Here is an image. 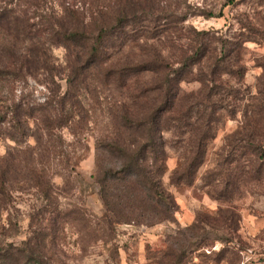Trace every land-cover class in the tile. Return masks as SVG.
<instances>
[{
	"label": "trees",
	"instance_id": "16d2710c",
	"mask_svg": "<svg viewBox=\"0 0 264 264\" xmlns=\"http://www.w3.org/2000/svg\"><path fill=\"white\" fill-rule=\"evenodd\" d=\"M167 1L65 0L55 10L43 0H0V138L14 143L0 159V264H67L55 252L66 224L94 243L112 242L119 225L177 224L180 207L165 184L167 162L177 157L170 186L194 187L228 120L238 121V129L201 189L230 202L248 183L264 185V61L255 93L245 83L244 63L248 43L264 45V23L246 16L237 19L238 29L198 31L185 25L191 13L166 7ZM235 3L201 16L221 18ZM260 5L264 9V0ZM56 48L65 49V65L55 59ZM35 74L48 77L43 102L17 95ZM57 78L66 81L64 91ZM190 83L200 87L184 92ZM88 96L103 98L99 105L111 128L95 140L94 179L106 210L101 218L64 210L55 181L69 183L76 170L63 151L62 131L84 120ZM26 185L39 198L30 235L18 245L8 238L19 231L14 195ZM226 214L220 208L217 219L197 222L214 229ZM187 231L186 242L173 239L160 264H183L191 248L207 241L201 227ZM118 255L114 251L112 260Z\"/></svg>",
	"mask_w": 264,
	"mask_h": 264
},
{
	"label": "rangeland",
	"instance_id": "374dc122",
	"mask_svg": "<svg viewBox=\"0 0 264 264\" xmlns=\"http://www.w3.org/2000/svg\"><path fill=\"white\" fill-rule=\"evenodd\" d=\"M64 1L43 0L46 6L55 10L60 9ZM226 1L231 0H169L165 6L179 5L185 9L184 12L191 13L185 25L198 31L221 32L234 24L238 29L237 19H245L246 16L258 26L259 23H264V9L260 5V0H233L236 3L227 6L221 18L201 16L202 11L213 10L218 13ZM239 3L240 5H237ZM246 47L244 63L248 71L245 83L251 86L255 93L257 80L263 72L259 63L264 61V45L248 43ZM53 53L59 63L66 64L67 53L64 48H56ZM56 81L64 91L66 81L58 78ZM27 82L21 85L17 95L20 96L23 92L31 102L45 101L49 96V91L45 87L48 85V77L35 74ZM51 87L54 88L52 85ZM182 87L184 92L189 93L197 91L200 86L198 83H190L183 84ZM113 95L115 94L110 93V97ZM87 98L88 105L85 104L87 114L83 113L84 120L80 119V123L75 122L62 131L63 151L74 158L76 170L71 173L69 183H64L60 178H56L55 181L64 210L76 207L101 218L106 210L94 179L97 161L95 140L100 133H107L111 128L103 106L99 105L104 102L103 98L101 101H95L96 98L91 99L89 96ZM77 120L79 121L78 118ZM238 126V121H227L210 145L206 163L200 169L196 185L192 188H176L169 185L168 177L178 167V160L175 155L168 160L165 184L180 207L177 215L178 225L161 224L154 227L119 225L115 227L113 234L115 238L112 242L94 243L83 230L66 224L63 232H59L55 240L58 258L67 264H160L162 253L169 249L171 241L176 239L185 243L189 236L187 229L197 225L207 233V241L200 247L191 248L183 264H264V185L257 182L248 183L241 195L230 202L217 201L201 189L202 177L215 166L219 154L227 151L226 138L234 134ZM30 143L34 145V140L31 139ZM13 145V142L0 138V159L7 156ZM64 174L68 176L70 173ZM27 187L26 185L25 190L17 191L14 195L16 210L12 211V216L18 222L19 231L12 234L8 242L18 245L26 241L30 235L29 216L39 198L35 190ZM220 208L227 212L226 224L223 222L225 219H221L219 221L222 222L212 229L207 224L205 226L197 222L198 219L210 222L217 219ZM113 250L119 252L115 260H112Z\"/></svg>",
	"mask_w": 264,
	"mask_h": 264
}]
</instances>
